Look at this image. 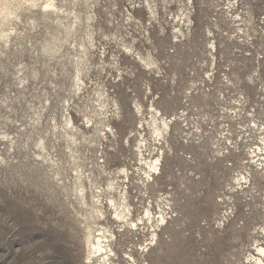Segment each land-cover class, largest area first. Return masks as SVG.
Returning <instances> with one entry per match:
<instances>
[{
  "label": "rangeland",
  "instance_id": "374dc122",
  "mask_svg": "<svg viewBox=\"0 0 264 264\" xmlns=\"http://www.w3.org/2000/svg\"><path fill=\"white\" fill-rule=\"evenodd\" d=\"M5 1L10 4L0 17V264H83L80 174L89 190V179L102 189L115 179L128 192L133 219H145L136 230L118 232L123 225L114 223L106 207L108 219L101 222L115 226L121 264H131L124 251L140 264L245 261L255 229L264 224V175L246 164L245 145L236 147L228 136L264 144V114L256 110L258 105L264 111V0H151L154 15L147 0H57L60 10L54 14L43 10L49 0ZM126 47L156 67L144 70ZM134 100L144 107L142 115ZM115 101L120 119H111V126L117 138L99 143L96 125L104 111L115 110ZM153 103L172 122L161 144L147 124ZM252 109L263 122L244 135L242 126L254 122L247 113ZM71 117L75 144L64 133ZM139 132L147 140L148 159H157L164 147L161 171L147 186L134 150ZM50 154L57 164L43 158ZM123 168L128 177L119 173ZM246 171H252L249 186L236 180Z\"/></svg>",
  "mask_w": 264,
  "mask_h": 264
},
{
  "label": "bare ground",
  "instance_id": "6f19581e",
  "mask_svg": "<svg viewBox=\"0 0 264 264\" xmlns=\"http://www.w3.org/2000/svg\"><path fill=\"white\" fill-rule=\"evenodd\" d=\"M5 1V0H4ZM75 1H82V0H75ZM84 3L86 4H92L97 2L98 0H83ZM155 3L158 1L153 0ZM6 2V1H5ZM12 2V0H11ZM47 2V1H46ZM146 2V1H145ZM2 3V2H1ZM133 3V2H132ZM4 4V3H3ZM9 4L8 2L5 3L4 8H0V17L2 15L5 14V12L9 11ZM149 11L151 12L152 15H154V11H153V7L152 6V1L151 0H147L146 3ZM12 7V5H11ZM14 7V5H13ZM20 7V6H19ZM36 7V5H35ZM88 7V6H87ZM18 8V7H17ZM28 9V8H27ZM21 10V9H20ZM43 10L46 13L49 14H54L57 13L60 8L58 6L57 0H49L43 7ZM92 10V9H91ZM11 12V11H10ZM71 12V11H70ZM10 14V13H9ZM12 14V13H11ZM156 14V13H155ZM73 15V14H72ZM20 16V15H19ZM18 16V17H19ZM74 16V15H73ZM13 17V16H12ZM46 17V16H45ZM132 17V16H131ZM7 18V17H6ZM5 18V19H6ZM11 18V17H10ZM18 19V18H17ZM76 19V20H75ZM74 22L76 23V21L78 22L79 17L75 16ZM93 18L90 17L89 21H91ZM154 19V18H153ZM67 21V20H66ZM70 21V20H68ZM7 22V21H6ZM73 22V23H74ZM5 23V22H4ZM78 26V25H77ZM91 27V26H90ZM88 32V31H87ZM2 35V34H1ZM0 35V36H1ZM3 36V35H2ZM86 38V37H85ZM90 38H91V46L95 47L94 45V40L92 34H90ZM5 40V39H3ZM86 41V40H85ZM84 43V42H83ZM73 44V43H71ZM7 48V47H6ZM125 48V47H124ZM135 48V47H134ZM83 49V48H82ZM136 50V48H135ZM135 50H133L132 47H126L125 51L127 54L133 56L135 60H138L139 63H141V65L143 66L144 70L146 71H152L154 67H156V65L153 62L148 61V59H146V57H144L141 53H138V51L136 52ZM47 51V50H46ZM83 51V50H82ZM89 51V50H88ZM78 52V51H77ZM140 52V51H139ZM104 53V52H103ZM116 57V55H115ZM102 58V57H101ZM76 59V58H75ZM106 59V58H105ZM81 61V60H80ZM79 61V62H80ZM118 63V62H117ZM76 64V62H75ZM85 64V63H84ZM105 65V63H104ZM113 65V64H111ZM122 65V64H121ZM77 66V65H76ZM158 66V65H157ZM141 67V66H140ZM23 68V67H22ZM73 68V67H72ZM159 68V67H158ZM73 71V70H72ZM82 68L78 65L77 66V79L79 81L80 84L84 85L85 82L83 80V77L81 78L80 74L82 73ZM160 71V70H159ZM85 72V71H84ZM85 75V74H84ZM86 76V75H85ZM133 76V74H132ZM85 78V77H84ZM122 78V77H121ZM75 84V83H74ZM78 86V84L76 85ZM76 88V87H75ZM104 89V88H103ZM151 87L148 85L146 88V91L150 90ZM79 91V89H78ZM83 91V89H82ZM133 92V91H132ZM146 95V94H145ZM101 97V94H100ZM107 99V96H106ZM68 101V100H67ZM101 101V100H99ZM98 101V102H99ZM111 101V100H110ZM119 102V101H118ZM135 102V103H134ZM134 105L136 107L137 113L139 114H143V110L144 107L142 106V104L139 101L134 100ZM113 103V101H112ZM104 104V103H103ZM106 104V103H105ZM68 105V104H67ZM99 105V104H98ZM102 105V104H101ZM118 103L115 101L114 102V108L113 109V113H109V111H104V113L101 114V118L100 121H98L97 123V128L95 129L97 132V137L96 139L98 140L99 143H103V142H107L108 140H110L109 138H117V131L113 128V126H111V119L113 120L115 119H120V109L118 107ZM70 107V106H69ZM100 107V106H99ZM106 107V106H105ZM109 107V105H108ZM111 107V105H110ZM109 107V109H110ZM66 108V106H65ZM104 108V106H103ZM102 108V110H103ZM62 109V108H61ZM68 111V110H67ZM102 112V111H101ZM66 113V112H65ZM97 115V114H96ZM100 115V113H99ZM66 116V115H64ZM90 117V116H89ZM98 117V116H97ZM92 119V118H91ZM42 120V119H41ZM54 121V120H53ZM88 121V120H87ZM40 122V121H39ZM89 122V121H88ZM66 132H64L66 134V136L70 139V141L72 143H76V137L74 132H77L76 128L74 126V122L71 118H68L66 120ZM92 123V122H91ZM89 124V123H88ZM147 124L149 125V127H153V131L155 136L157 137V139H159V143L161 144V139L166 140V135L169 134L170 128H171V124L172 122L169 121V119L167 118V115L163 114L162 111L157 108L154 103L151 105V121L147 122ZM93 125V124H92ZM95 125V124H94ZM55 126V125H54ZM59 126V125H58ZM86 126V125H85ZM99 126V127H98ZM65 127V126H63ZM145 126L142 124L141 122V129H143ZM79 128V127H78ZM57 129V128H56ZM60 129V128H59ZM63 129V128H62ZM79 130V129H78ZM81 130V129H80ZM63 133V134H64ZM80 133V132H79ZM152 133V132H151ZM144 134V133H143ZM141 132H139V138L136 139V143L134 145V150H135V155L136 157L139 159L141 166L144 168L141 170V168L139 169L141 172H144V178L142 180L143 184H145L146 186L148 185V183L152 180V177H154V175H157L160 173L161 169L160 166L162 165V153L164 151V147L161 150V155L158 156L157 159L151 158L148 159V157H146L145 155V150L147 151V140L145 139L144 135ZM79 135V134H78ZM81 135V134H80ZM7 136V135H6ZM85 137V136H84ZM7 137H5L6 139ZM88 139V138H87ZM89 140V139H88ZM92 140V139H91ZM96 140V141H97ZM44 141V140H40ZM86 141V140H85ZM130 138L128 139V145H130ZM78 143V142H77ZM46 144V143H44ZM79 144V143H78ZM91 144V143H90ZM105 144V143H104ZM43 145V144H42ZM72 145V144H71ZM101 145V144H100ZM40 146V144H39ZM73 146V145H72ZM38 147V146H37ZM41 148V147H40ZM70 148V152L71 154L73 153V149L72 147ZM102 148V147H101ZM107 148V147H106ZM43 149V148H41ZM75 149V148H74ZM97 149V148H96ZM95 149V150H96ZM47 151V150H46ZM103 151V150H102ZM44 152H45V148H44ZM54 152V151H53ZM66 152V151H65ZM105 152V151H103ZM47 153H49L47 151ZM75 153V152H74ZM100 153V152H99ZM152 153V152H150ZM36 154V153H35ZM42 155V154H41ZM103 155V154H102ZM38 157V156H37ZM53 156H48V157H43L45 158V160L48 163H51L50 165H55L57 164V161H55L53 158ZM72 157V156H71ZM78 157V156H77ZM98 157V156H97ZM3 157H1L2 159ZM39 158V157H38ZM41 158V157H40ZM58 159V158H57ZM76 160V159H75ZM78 160V159H77ZM98 160V159H97ZM96 160V161H97ZM73 161V160H72ZM100 161V160H99ZM104 161V160H103ZM103 161H100L101 163ZM5 162V160L3 161ZM60 162V161H59ZM74 162V161H73ZM77 162V161H75ZM99 162V163H100ZM98 163V162H96ZM98 163V164H99ZM48 165V164H47ZM46 165V166H47ZM45 166V167H46ZM49 166V165H48ZM52 167V166H51ZM101 167L102 166H98ZM56 168V166H55ZM49 169V168H48ZM54 169V168H53ZM78 169V168H77ZM80 170V169H79ZM88 170V169H86ZM149 170V171H148ZM253 170V168H252ZM54 171V170H53ZM263 171V175H264V169ZM104 172V171H103ZM49 173V172H48ZM120 174H124L128 177L127 174V170L126 169H120L119 170ZM247 174H240V176L236 177V180L238 181V183L241 184H246V185H251L252 184V171L247 172ZM261 173V172H260ZM57 174V173H56ZM72 174V173H71ZM257 174V173H255ZM53 175H55L53 173ZM57 176V175H56ZM53 177V176H52ZM59 177V176H57ZM86 178V176H85ZM59 178H57L58 180ZM83 176L82 174H80L77 177V181H78V185H76V191L79 192V198H80V206H82L83 208H85V212L81 214V217L83 218V223H84V241H83V245H84V249H85V258L83 261V264H121L119 259V254L116 252V250L114 249V241L117 238V234H116V230L114 229V225H110L109 222L107 224H102L101 221H107V212H106V207L109 208L110 210V216L111 218L114 220L115 224H120L123 225L121 228H123L122 230L118 231H124V229L126 227L133 229H138V227L140 226V224H144L145 219L142 217H138V219H133V212L131 209V204L128 202V192L121 189V186L118 184V182L114 179H111L109 181V184L107 185V189H102L101 187H99L97 184H95L93 181H91L89 178V184L92 188H90V190L87 188L86 186V182H84L83 180ZM264 179V178H263ZM145 180V181H144ZM60 181V180H59ZM87 181V180H85ZM97 181V180H96ZM120 182V181H119ZM57 183V182H56ZM244 188V187H243ZM89 191H90V195H89ZM107 192H109L110 196L107 195ZM118 193L120 198H117L112 195L113 193ZM76 202V201H75ZM72 204V203H71ZM81 207V208H82ZM81 212V211H80ZM146 217L148 218V221H152L151 219V213L150 211L147 209L146 212ZM161 220V223H163L165 221V217L164 215L161 216V218H158ZM113 224V223H112ZM118 230V229H117ZM256 231L258 230L257 235L258 236H254L253 237V243L251 244V251L250 253H248V255L245 257V261H243L241 264H264V224L260 227H258L257 229H255ZM155 236V235H154ZM137 242V241H136ZM136 244V243H135ZM129 245V244H128ZM135 246V245H134ZM137 247V246H136ZM130 248V247H129ZM126 249V248H125ZM128 249V248H127ZM138 249V248H137ZM146 250V248H144V251ZM140 252V251H139ZM121 255V254H120ZM124 256L125 259H127V263H131V264H140L139 260L135 257V255L130 252V251H124ZM125 263V262H124Z\"/></svg>",
  "mask_w": 264,
  "mask_h": 264
},
{
  "label": "built area",
  "instance_id": "2783aa9c",
  "mask_svg": "<svg viewBox=\"0 0 264 264\" xmlns=\"http://www.w3.org/2000/svg\"><path fill=\"white\" fill-rule=\"evenodd\" d=\"M264 80V79H263ZM264 93V90H263ZM256 110L257 111H261L264 114L263 108L262 107H258V105H256ZM243 113V112H242ZM249 115L251 116V118L254 120V122H252L250 125H243L242 126V132L244 135L247 134H251L253 133L256 129H257V125L256 122L262 123L263 121H259L258 115L259 113L255 112L253 109L249 112ZM245 114V113H243ZM261 131V130H259ZM228 134H232V131L230 129L227 130ZM241 132V133H242ZM239 137H241V135H239ZM228 138L230 139V142H233V145H235L236 147H241V145H245V148L242 150H246V154H247V163L249 166H253V172H259L264 169V144L261 145H257V144H249V142L247 141V138L243 137L241 140H234L232 138H230L228 136ZM264 141V139H263ZM234 149V147H231Z\"/></svg>",
  "mask_w": 264,
  "mask_h": 264
}]
</instances>
